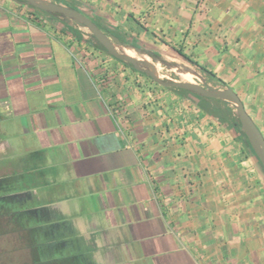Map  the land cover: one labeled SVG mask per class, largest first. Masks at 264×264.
Masks as SVG:
<instances>
[{
	"label": "crops",
	"instance_id": "1",
	"mask_svg": "<svg viewBox=\"0 0 264 264\" xmlns=\"http://www.w3.org/2000/svg\"><path fill=\"white\" fill-rule=\"evenodd\" d=\"M52 1L181 50L264 137V0ZM0 193L24 256L6 242L0 264H31L32 239L69 256L52 264H264V167L234 104L156 84L22 0H0Z\"/></svg>",
	"mask_w": 264,
	"mask_h": 264
},
{
	"label": "water",
	"instance_id": "2",
	"mask_svg": "<svg viewBox=\"0 0 264 264\" xmlns=\"http://www.w3.org/2000/svg\"><path fill=\"white\" fill-rule=\"evenodd\" d=\"M23 2L43 11L50 13H58L60 16L68 21H73L78 24L80 27H84L88 30L89 38L92 39L91 35L100 43L105 50L112 55L113 57L132 64L136 70L148 74L157 84H160L165 87H175V88H184L187 90L195 91L199 94H202L205 97L219 98L225 101H231L235 106V112L238 116V119L241 124V130L246 135L251 147L254 152L260 159L262 166L264 167V137L252 118L246 112L244 105L236 92L230 88L219 89L213 88L208 83H198L195 81L187 80H165L161 79L157 74L151 71L146 66L141 64L139 58L133 57L131 55L120 52L116 47L118 45L127 44L121 42V40L115 34H107L102 30L96 22H94L89 16L83 14L80 10L67 6L65 4L55 2V1H46V0H22ZM53 13V14H55ZM92 41H94L92 39ZM134 50L137 53H145L148 56V52L141 51L140 48L133 46ZM152 60H159L153 59Z\"/></svg>",
	"mask_w": 264,
	"mask_h": 264
},
{
	"label": "rangeland",
	"instance_id": "3",
	"mask_svg": "<svg viewBox=\"0 0 264 264\" xmlns=\"http://www.w3.org/2000/svg\"><path fill=\"white\" fill-rule=\"evenodd\" d=\"M46 1H52V0H46ZM81 30H82L83 34H86L88 32V30L86 28H84V27H81ZM106 33L108 35L110 34L108 32H106ZM134 52H135V55H137V56L139 54H141V53H137L135 50H134ZM153 62L157 66V71L159 73V74L157 73V75L161 79H165V80H183V78L181 77L180 73L177 70V68L178 69L183 68L184 70L189 71V72H191L193 74V77H192L193 81L201 83V84L202 83H207L206 82L207 80L205 78H203L202 76H200V74L198 72L199 70L197 68H195L194 66H192L187 61H184L181 58H178V57L174 58V59H163V58H160L159 60H153ZM0 204H2V199L1 198H0ZM17 206L15 205L14 208H18ZM6 242L9 243V248H10L9 251L13 252V255H11V258H13L14 260L17 261L18 257H20V260H22V258L24 256L23 255H20V256L17 255L19 253L18 240L15 239V238H9L8 241H7V238L5 237L4 233L2 232V235H0V250L3 249V246H5ZM45 249L46 250L44 252L50 251V253H51V250H50L51 248L49 246H48V248L45 247ZM6 250H8V249H6ZM65 250L66 249H63V251H65ZM25 257L27 258L28 254ZM43 258H44V255H43ZM44 260L46 261L47 259H44ZM27 261H28V259H27ZM7 264H8V262H7Z\"/></svg>",
	"mask_w": 264,
	"mask_h": 264
},
{
	"label": "trees",
	"instance_id": "4",
	"mask_svg": "<svg viewBox=\"0 0 264 264\" xmlns=\"http://www.w3.org/2000/svg\"><path fill=\"white\" fill-rule=\"evenodd\" d=\"M53 13H55V12H53ZM55 14H58V13H55ZM60 15V14H59ZM91 37H92V39L96 42V44L98 45V46H100L102 49H104L105 50V48L100 44V43H98L97 41H96V39L91 35ZM124 43V42H123ZM106 51V50H105ZM107 52V51H106ZM180 56H182V57H184L185 59H187V61H189V62H191V63H194L192 60H190L181 50H177L176 51ZM148 54L153 58V59H159L160 57L158 56V55H156V54H154V53H150V52H148ZM125 63H127V62H125ZM127 64H129V65H131L132 66V64H130V63H127ZM196 64V63H195ZM197 65V64H196ZM199 70L200 71H203V72H205V73H207V74H209V75H211V76H214V74L211 72V71H208V70H205L204 68H202V67H200L199 68ZM144 73V72H143ZM144 74H146V73H144ZM146 75H148V74H146ZM149 76V75H148ZM150 77V76H149ZM151 78V77H150ZM178 89H181V90H187V89H184V88H178ZM201 96H203L202 94H200ZM204 97V96H203ZM48 245H49V243L48 242H46L44 245L42 244V246L37 242L36 244H35V242H34V239H32V247H34V246H36V250H37V252H38V254H36V256L35 255H32L31 256V264H39V263H42V264H52V262H58V263H60L62 260L63 261H67L68 259V255H66V252H62V253H58V252H52L51 251V253H50V251H48V252H44L46 249H45V247L44 246H46V248H48ZM50 247V246H49ZM43 255H44V258H43ZM75 256V255H74ZM9 259H10V256H9ZM44 259H47L46 261L44 260ZM11 261H12V259H11ZM57 263V264H58ZM10 264H12V263H10Z\"/></svg>",
	"mask_w": 264,
	"mask_h": 264
},
{
	"label": "bare ground",
	"instance_id": "5",
	"mask_svg": "<svg viewBox=\"0 0 264 264\" xmlns=\"http://www.w3.org/2000/svg\"><path fill=\"white\" fill-rule=\"evenodd\" d=\"M116 48L122 53H125V54L131 55L133 57L139 58V60L141 61V64L143 66H146L151 71H153L155 74L158 73L156 64L153 62V60L147 54L141 53V54H139L137 56V55H135V52H134L133 48H131L129 46H126V45H123V44L122 45H118ZM177 70L180 73V75L183 78V80L193 81V79H192L193 74L191 72L186 71L183 68H181V69L177 68Z\"/></svg>",
	"mask_w": 264,
	"mask_h": 264
},
{
	"label": "built area",
	"instance_id": "6",
	"mask_svg": "<svg viewBox=\"0 0 264 264\" xmlns=\"http://www.w3.org/2000/svg\"><path fill=\"white\" fill-rule=\"evenodd\" d=\"M83 38H85V39L89 38V35H88V33H86V34H83Z\"/></svg>",
	"mask_w": 264,
	"mask_h": 264
}]
</instances>
